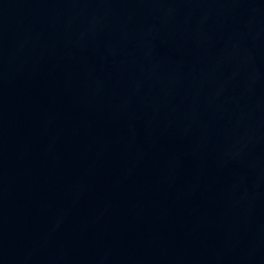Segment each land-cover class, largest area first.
Here are the masks:
<instances>
[{
  "label": "water",
  "instance_id": "water-1",
  "mask_svg": "<svg viewBox=\"0 0 264 264\" xmlns=\"http://www.w3.org/2000/svg\"><path fill=\"white\" fill-rule=\"evenodd\" d=\"M0 264H264V0H0Z\"/></svg>",
  "mask_w": 264,
  "mask_h": 264
}]
</instances>
